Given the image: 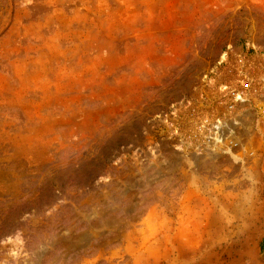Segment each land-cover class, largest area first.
<instances>
[{"label":"rangeland","instance_id":"374dc122","mask_svg":"<svg viewBox=\"0 0 264 264\" xmlns=\"http://www.w3.org/2000/svg\"><path fill=\"white\" fill-rule=\"evenodd\" d=\"M262 55L264 0H0V264L263 260Z\"/></svg>","mask_w":264,"mask_h":264},{"label":"built area","instance_id":"2783aa9c","mask_svg":"<svg viewBox=\"0 0 264 264\" xmlns=\"http://www.w3.org/2000/svg\"><path fill=\"white\" fill-rule=\"evenodd\" d=\"M244 59V56L238 58L239 64L234 68L235 76L222 81L219 89L223 93L222 97L225 98L224 105L227 112L237 114L250 108L264 128V72L260 71L258 74ZM221 119L219 116L214 119L206 117L198 124V128L200 130L207 128L208 139L214 142L220 138L222 133ZM236 144V142L232 143L230 147Z\"/></svg>","mask_w":264,"mask_h":264},{"label":"crops","instance_id":"0c3cea01","mask_svg":"<svg viewBox=\"0 0 264 264\" xmlns=\"http://www.w3.org/2000/svg\"><path fill=\"white\" fill-rule=\"evenodd\" d=\"M261 236H263L262 237V239H263L264 238V233ZM248 264H264V259L263 260L258 259L256 254H255L252 258L251 257L249 258Z\"/></svg>","mask_w":264,"mask_h":264}]
</instances>
